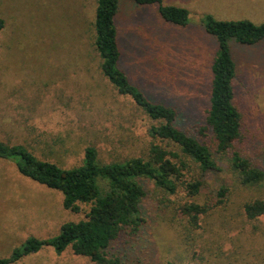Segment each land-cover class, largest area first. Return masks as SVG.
<instances>
[{"label": "rangeland", "instance_id": "1", "mask_svg": "<svg viewBox=\"0 0 264 264\" xmlns=\"http://www.w3.org/2000/svg\"><path fill=\"white\" fill-rule=\"evenodd\" d=\"M96 1L0 0V141L24 145L38 159L62 168L80 166L88 147L96 149L100 163L109 164L147 159L151 144L167 146L151 137L147 117L100 72L93 47ZM161 5L185 9L188 26L165 23L158 5L118 0L119 68L152 100L173 106L180 129L196 136L209 108L210 66L217 51L204 18L259 25L264 0H161ZM231 50L233 104L241 115L238 146L252 166L262 169L264 40L232 43ZM216 163L219 172L204 181L196 197L187 196L182 185L169 195L144 184L147 223L136 254L139 264H264V215L251 221L243 214L245 204L264 199V181L241 185L228 159ZM198 176L190 164L182 181ZM222 188L227 189L223 199L218 196ZM191 203L206 207L195 222L181 212ZM89 207L80 205L77 214L64 210L61 193L0 160V259L28 237H55L63 224L84 220ZM15 264L93 263L70 248L57 254L46 247Z\"/></svg>", "mask_w": 264, "mask_h": 264}, {"label": "trees", "instance_id": "2", "mask_svg": "<svg viewBox=\"0 0 264 264\" xmlns=\"http://www.w3.org/2000/svg\"><path fill=\"white\" fill-rule=\"evenodd\" d=\"M128 1L139 6L158 5L159 16L165 23L179 27L189 24L185 9L162 6L161 0ZM118 10V0L96 1L93 47L100 59V72L118 95L127 97L147 117L151 137L172 150L151 144L147 159L102 164L96 149L88 147L82 164L68 169L38 159L24 145L0 141V160L13 163L21 176L61 193L64 210L77 214L81 211L80 205L90 206L84 220L63 224L59 234L50 239L28 237L8 257L0 259V264H15L46 247L57 254L70 248L74 255L85 257L93 264H139L136 254L147 223L143 208L147 195L145 183L150 182L169 195L175 194L182 185L187 196L196 197L203 192L204 181L219 172L218 158L228 159L241 185L253 186L264 181V153L262 169L256 168L242 156L238 146L242 142L241 115L233 104L236 65L231 50L232 43L256 45L263 41L264 22L254 25L245 20L204 18V30L215 39L217 51L210 66L209 108L204 125L197 126L195 136L180 129L182 120L173 106L152 100L119 68ZM3 28L4 21L0 19V32ZM190 164L196 167L199 176L183 182V172L189 170ZM226 192L222 188L218 196L223 199ZM181 212L190 222H195L206 213V207L191 203L183 206ZM243 214L251 221L263 216L264 199L245 204Z\"/></svg>", "mask_w": 264, "mask_h": 264}]
</instances>
